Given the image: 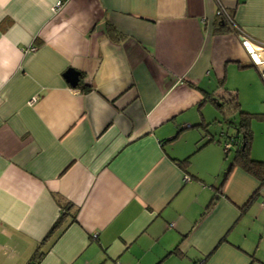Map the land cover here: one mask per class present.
Wrapping results in <instances>:
<instances>
[{
  "label": "crops",
  "instance_id": "0c3cea01",
  "mask_svg": "<svg viewBox=\"0 0 264 264\" xmlns=\"http://www.w3.org/2000/svg\"><path fill=\"white\" fill-rule=\"evenodd\" d=\"M237 32L264 43V0H0V264H264V187L201 100L258 80Z\"/></svg>",
  "mask_w": 264,
  "mask_h": 264
},
{
  "label": "trees",
  "instance_id": "16d2710c",
  "mask_svg": "<svg viewBox=\"0 0 264 264\" xmlns=\"http://www.w3.org/2000/svg\"><path fill=\"white\" fill-rule=\"evenodd\" d=\"M227 17L230 20L234 21L233 16L229 13L228 10L225 9ZM216 28L225 29V30H233V27L228 22L225 15L221 12H216ZM107 30H113L112 26H108ZM80 73V77H81ZM80 82V81H79ZM78 82V84H80ZM189 85H192L191 82L187 81ZM91 86V85H90ZM86 83H82L81 88L83 90L91 88ZM201 100L209 101L213 104L217 111L219 112V118L217 119L219 122L223 123V129L219 132L218 137L214 139L216 142L220 143L223 147L225 157L231 154L230 167L233 165H239L244 170L256 176L261 182L260 187H264V159H256L252 158L249 155V148L253 137V131L251 128V117L264 119V111L262 112H249L245 111L241 108L240 102L238 101L237 92L229 91L225 89L223 93H207L204 92L202 94ZM205 129L207 124L203 125V123L198 122L196 124H191L192 126L200 125ZM213 136L210 135L207 138V141H213ZM200 147V146H199ZM188 161V157L183 158L182 160L177 161L178 164L186 163ZM227 175V174H226ZM225 175V176H226ZM188 177V176H187ZM65 213V208H61L60 216L53 223L47 235L55 228L59 223L61 217ZM35 257L28 262V264H34Z\"/></svg>",
  "mask_w": 264,
  "mask_h": 264
},
{
  "label": "rangeland",
  "instance_id": "374dc122",
  "mask_svg": "<svg viewBox=\"0 0 264 264\" xmlns=\"http://www.w3.org/2000/svg\"><path fill=\"white\" fill-rule=\"evenodd\" d=\"M243 49H244V47H243ZM251 68L254 69V67H251ZM252 71H254V70H250L249 72H245L243 76H240V75L232 76L231 80H232V82H237L240 84V90H237V93L240 92L239 94H241V95L246 94L245 96L246 97L250 96V100L253 101L252 105L244 104L242 106L243 110L249 109V110L264 111V82H262V80L260 79V77L257 74H254L257 76V79H258V80H255L254 76L251 74V73H253ZM241 79L244 80V83H241L242 82V81H240ZM205 105L208 109H213L212 104L210 102H207ZM256 108H259V109H256ZM250 121L256 122L257 118L251 117ZM256 123H258V122H256ZM261 125H262V127L260 126V123H259L258 126H257V124H255V126H254V130H255L254 142L260 143V145H262V143H264V122H262Z\"/></svg>",
  "mask_w": 264,
  "mask_h": 264
},
{
  "label": "built area",
  "instance_id": "2783aa9c",
  "mask_svg": "<svg viewBox=\"0 0 264 264\" xmlns=\"http://www.w3.org/2000/svg\"><path fill=\"white\" fill-rule=\"evenodd\" d=\"M60 5V1H58L56 3V7H58ZM216 12H221L225 15V17L227 18L228 22L230 23V25L234 28V29H239L237 27V25L235 24V22L232 20H230L229 17H227L228 15L225 12V8L220 5L219 3L217 4V9ZM241 31V30H239ZM239 33L240 39H241V44L245 49V52L247 54L248 60L250 61V63L256 68L260 79L262 80V82H264V43H259L254 41L253 39H251L250 37H248L247 35H245L242 32H237ZM34 46H30V49H34ZM35 101V97H32V99L30 100L31 103H33ZM188 178L185 175V179ZM264 203V202H262Z\"/></svg>",
  "mask_w": 264,
  "mask_h": 264
},
{
  "label": "water",
  "instance_id": "95a60500",
  "mask_svg": "<svg viewBox=\"0 0 264 264\" xmlns=\"http://www.w3.org/2000/svg\"><path fill=\"white\" fill-rule=\"evenodd\" d=\"M65 77L72 86H76L80 80V72L73 68H68L65 72Z\"/></svg>",
  "mask_w": 264,
  "mask_h": 264
}]
</instances>
